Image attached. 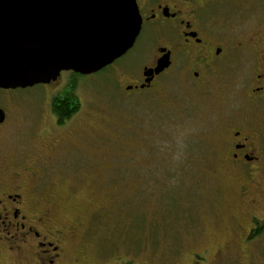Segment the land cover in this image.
<instances>
[{
  "label": "rangeland",
  "instance_id": "obj_1",
  "mask_svg": "<svg viewBox=\"0 0 264 264\" xmlns=\"http://www.w3.org/2000/svg\"><path fill=\"white\" fill-rule=\"evenodd\" d=\"M144 48L137 44L106 70L77 76L80 107L62 125L47 110L72 72L52 84L0 88V104L23 106L22 117L14 110L10 119L14 141L27 145L18 159L40 169L32 179L43 197L37 207L74 227L68 248L84 264H264V228L249 234L254 215L264 219V184L250 194L263 202L249 206L224 154L235 122L259 127L264 142V97L249 105L244 95L250 64L235 49L232 62L207 78L172 71L129 92L125 86L151 63L154 48ZM28 104L37 108L33 122Z\"/></svg>",
  "mask_w": 264,
  "mask_h": 264
},
{
  "label": "flooded vegetation",
  "instance_id": "obj_2",
  "mask_svg": "<svg viewBox=\"0 0 264 264\" xmlns=\"http://www.w3.org/2000/svg\"><path fill=\"white\" fill-rule=\"evenodd\" d=\"M136 2L142 26L132 48L140 44L144 49L151 46L154 50L150 54L151 63L143 65L142 73L136 79L138 83L125 86V90L130 92L134 88H151L159 76L172 71L196 81L207 78L209 74L230 64L234 57L233 50L236 49L243 53L242 60L246 61L245 64H250L252 70L251 80H248L247 85L249 88L244 94L246 101L251 105L260 97H264V0ZM166 53L169 56V64L164 70L146 75L145 72L154 69ZM118 60L109 66L116 64ZM65 82L68 88L70 83ZM53 98L49 111L46 109L47 115H51L55 124L62 125L58 113L54 111ZM22 107L16 106L13 101L0 104V142L4 143L0 146V264H4L3 256L9 257L11 264H84L81 261L82 255L72 257L68 248L72 232L70 229L74 227L68 229L62 224L58 225L54 222V214L49 208L37 207V203L43 198L38 195L37 185H32L33 177L40 170L39 167L35 170L38 164L35 162L26 165L18 159V156L26 153L23 151L27 145L19 146L14 141L17 123L10 119V116L11 111L15 110V114L22 117L19 114ZM34 108L36 107L29 106L31 116L28 115V118L32 122L37 110L36 108L32 115ZM73 115L75 113L67 120ZM231 126L224 142L225 163L228 162L232 166L236 176L243 182L239 195L247 199L249 206L256 205L260 202L259 198L250 194L252 191L259 194L263 188L264 178L260 172L264 170L261 160L264 142L258 135L259 127L256 125L250 126L247 122L237 125L235 122ZM35 133L45 135L38 131ZM26 135L29 138L34 133L30 130ZM54 143L57 144V141ZM54 143L49 141L47 144L56 148ZM4 147H7L11 154L5 153ZM51 147L49 150L53 151ZM33 155L34 153H31L28 158ZM38 159L40 162V157ZM254 218L259 224L264 220H260L256 215ZM256 221L249 234L258 226ZM261 224L263 226L264 222Z\"/></svg>",
  "mask_w": 264,
  "mask_h": 264
},
{
  "label": "water",
  "instance_id": "obj_3",
  "mask_svg": "<svg viewBox=\"0 0 264 264\" xmlns=\"http://www.w3.org/2000/svg\"><path fill=\"white\" fill-rule=\"evenodd\" d=\"M141 26L136 0H0V87L97 73L131 49ZM168 58L145 74L164 70Z\"/></svg>",
  "mask_w": 264,
  "mask_h": 264
},
{
  "label": "trees",
  "instance_id": "obj_4",
  "mask_svg": "<svg viewBox=\"0 0 264 264\" xmlns=\"http://www.w3.org/2000/svg\"><path fill=\"white\" fill-rule=\"evenodd\" d=\"M80 74L72 73V77H69L68 82L70 83L68 85V88L64 92H59L55 95L53 98V106H54V111L58 113L59 117V122L64 123L69 116L72 114L76 113L80 107V101L78 98V94H76V80L77 76ZM256 221V220H255ZM256 223H258L256 221ZM263 226L256 227L251 231L253 235H260ZM252 235V236H253ZM128 264H133L132 262H129Z\"/></svg>",
  "mask_w": 264,
  "mask_h": 264
}]
</instances>
